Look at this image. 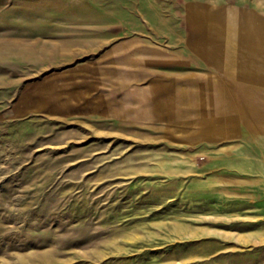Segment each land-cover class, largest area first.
<instances>
[{
    "label": "rangeland",
    "instance_id": "rangeland-1",
    "mask_svg": "<svg viewBox=\"0 0 264 264\" xmlns=\"http://www.w3.org/2000/svg\"><path fill=\"white\" fill-rule=\"evenodd\" d=\"M0 264H264V0H0Z\"/></svg>",
    "mask_w": 264,
    "mask_h": 264
},
{
    "label": "crops",
    "instance_id": "crops-1",
    "mask_svg": "<svg viewBox=\"0 0 264 264\" xmlns=\"http://www.w3.org/2000/svg\"><path fill=\"white\" fill-rule=\"evenodd\" d=\"M224 17H225L224 19H218V18H213L212 16L193 17V18H192V16H190V18L193 21H206L208 23H211L213 26V28H212L213 30L208 32V34L204 33L203 35H198V34L196 35L199 38L201 37L200 38L201 40L205 39L204 44H201L200 46L199 45H193L192 46L197 54H199V55L201 54L204 57L203 62L204 63L207 62V65H209L212 68L219 66L220 69H222L225 67H231V66L236 65L238 63V62L234 61V58H233L237 54H235V52L233 50H230L231 48H229L228 46L227 47L225 46L226 47L225 49H223V48L221 49L220 46H215L211 43L205 44L206 40L213 41L215 39H219L221 37L220 33H219L220 29H224L225 27L230 25V22L232 19H229V17H227V16H224ZM247 25H248V35L250 37H251V35L257 36L259 34L260 28H259V21H257V18L249 20L247 22ZM255 26H257V27H255ZM205 36H207V37H205ZM240 40H241V38H240ZM251 40H253V38ZM225 41H226V39H225ZM256 41H258L257 38L255 40H253V42H252L255 47L257 46ZM236 46H238V45H236ZM237 50H239V49H237ZM214 69H216V68H214ZM229 85H235V87L236 86L240 87L238 90V93L240 95L239 102H240V106H241V104L244 103V100L247 96V94L244 92V90H242V92H241V89L245 88L244 82L241 81L240 84L237 82L234 84L231 83ZM216 87H217V85H216ZM231 87L233 88V86H231Z\"/></svg>",
    "mask_w": 264,
    "mask_h": 264
},
{
    "label": "bare ground",
    "instance_id": "bare-ground-1",
    "mask_svg": "<svg viewBox=\"0 0 264 264\" xmlns=\"http://www.w3.org/2000/svg\"><path fill=\"white\" fill-rule=\"evenodd\" d=\"M192 10V9H191ZM191 12V11H190ZM189 12V13H190ZM194 13V12H193ZM250 13V12H249ZM213 18H220V16H219V13H216V14H213V15H211ZM251 16V15H250ZM194 17V15L192 16V18ZM191 19V18H190ZM253 24V23H252ZM263 30V29H262ZM261 30V31H262ZM251 31V30H250ZM205 37H207V36H205ZM252 37H253V35H251V39H252ZM201 38V37H200ZM200 46V45H199ZM257 48V47H256ZM251 63V62H250ZM252 63H253V61H252ZM248 107V106H247ZM247 110V109H246ZM255 112V111H254ZM251 118V117H250ZM257 120V119H256ZM262 124V123H261ZM255 125V124H254Z\"/></svg>",
    "mask_w": 264,
    "mask_h": 264
}]
</instances>
